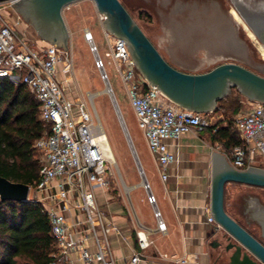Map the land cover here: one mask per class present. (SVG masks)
I'll return each instance as SVG.
<instances>
[{
    "label": "built area",
    "instance_id": "obj_1",
    "mask_svg": "<svg viewBox=\"0 0 264 264\" xmlns=\"http://www.w3.org/2000/svg\"><path fill=\"white\" fill-rule=\"evenodd\" d=\"M15 1L0 0V5L8 3L13 7ZM108 37L111 51L106 57L112 59L127 86L139 127L166 181L167 168L178 162L169 142L190 132L210 129L212 121L208 114L189 112L172 103L138 71L126 42ZM86 38L92 40L91 34L87 32ZM30 42L0 11V79L24 84L29 89L39 104L40 120L46 126L34 144L41 164L40 181L36 187H30V194L35 191L36 198L33 200L29 195V201L41 205L49 218L56 243L51 264H116L99 236L100 229L105 234L110 230L104 227V211L97 194L99 190L110 189L111 166L116 163L108 156L106 132L84 103L76 104L66 94L58 78L65 51L50 43L40 49ZM94 46L91 49L98 54L95 43ZM97 56L96 66L104 71L103 80L109 82L105 64ZM249 104L250 108L240 112L235 120L241 143L230 152L231 165L239 170L252 166L264 168V103ZM148 203L154 208L158 230L166 233L156 196L148 194ZM208 222L216 223L212 215ZM136 237L139 253L133 257V264L153 244L144 230L137 231Z\"/></svg>",
    "mask_w": 264,
    "mask_h": 264
},
{
    "label": "rangeland",
    "instance_id": "obj_2",
    "mask_svg": "<svg viewBox=\"0 0 264 264\" xmlns=\"http://www.w3.org/2000/svg\"><path fill=\"white\" fill-rule=\"evenodd\" d=\"M120 1L162 56L176 68L189 73L202 74L221 64L239 63L264 76V71L255 70L248 65L252 56L264 64V45L247 21L248 16L264 18V0ZM0 11L5 16L15 20L20 33L23 32L31 38L30 45L36 47V43H40V37L34 27L31 24L27 26L10 4H1ZM227 11L234 14L233 19H235L236 24L232 21L233 19L230 20L232 16ZM63 16L70 33V42L69 50L65 52L66 56L63 57V62L59 67V79L66 94L76 104L84 103L94 119L102 123L116 161L115 165L111 166L112 175L108 192L120 202H124L129 212L133 208L132 200L137 204L136 197L138 194L134 190L136 187H140L142 178L123 125L110 94L107 92V82L103 80L102 70L96 66L98 54L105 64V71L109 77L113 95L137 157L151 182L159 180V170L144 133L139 127L131 106L127 86L122 81L112 59L106 57L111 51V40L95 2L81 0L74 3L64 10ZM87 32L93 34L94 43L98 47V54L92 51V46L86 40ZM196 50H201L197 54L198 58L205 55L208 57L204 60L205 63H211L216 60L217 56L220 55V57L203 68L187 69L183 64L188 62L180 56H194ZM171 55H176L180 59L177 58L175 61ZM239 102L241 109L236 113H234L230 103H226L217 112L209 113L212 126H221V123L231 122L234 127L233 130L236 131L235 120L237 116L240 112L250 108L249 102L243 96L240 97ZM127 188L132 189L130 193L127 192ZM141 189L144 199L149 204L146 188L142 186ZM103 192V190L98 192L100 199L103 198ZM254 196H258L264 202V190L228 184L226 186V210L248 231L261 237L259 226L255 222L251 223L245 215L247 200ZM30 197L33 200L36 198L35 191L31 192ZM223 244L224 248L221 253L225 259L224 264H230L232 252H225L226 242L224 240Z\"/></svg>",
    "mask_w": 264,
    "mask_h": 264
},
{
    "label": "water",
    "instance_id": "obj_3",
    "mask_svg": "<svg viewBox=\"0 0 264 264\" xmlns=\"http://www.w3.org/2000/svg\"><path fill=\"white\" fill-rule=\"evenodd\" d=\"M79 1L81 0H16L12 6L27 26L31 24L34 27L42 40L54 45V48L68 52L70 33L63 13L67 7ZM92 1L105 18L107 33L126 42L138 71L151 86L178 107L197 114L214 113L218 103L226 99L233 89L238 90L249 103H264V76L239 63L221 64L202 74L180 70L162 56L120 0ZM88 41L95 47L93 41ZM107 92L123 125L142 178V186L148 194H152L110 84L107 85ZM231 183L264 189V168L252 166L239 170L226 157L214 152L211 191V215L218 230L222 231L220 237L227 238L225 252H232L230 264H264V206H259L253 214L254 222L261 230V241L227 213L226 186ZM29 195V185L0 177L2 202H29ZM220 245L216 241L214 247L218 248Z\"/></svg>",
    "mask_w": 264,
    "mask_h": 264
},
{
    "label": "crops",
    "instance_id": "obj_4",
    "mask_svg": "<svg viewBox=\"0 0 264 264\" xmlns=\"http://www.w3.org/2000/svg\"><path fill=\"white\" fill-rule=\"evenodd\" d=\"M6 17L9 22L16 24L14 19ZM48 44L41 38L40 43H36L40 49ZM188 67L196 69L197 66L193 64ZM221 124L225 127L227 122ZM169 145L171 151L178 156V162L167 168L169 177L166 181L162 179L156 161L159 170L158 181L151 182L142 167L149 188L157 198V208L162 214L167 232L158 230L154 208L144 199L141 183L140 187L134 190L138 194L137 204L132 200L133 208L129 212L126 204L110 194L109 189L103 192V200L97 194L98 204L104 211V227L110 230L105 234L104 230L100 229L99 236L107 245L116 264H133V257L139 253L136 232L140 230L147 232L153 244L143 253L137 264H224L225 259L221 253L224 244L219 239L221 231L216 223H209L208 218L211 215L214 152L226 157L230 164L231 153L220 143L213 142L209 129L184 134L179 140L170 141ZM126 190L130 193L132 189ZM259 206H264V202L258 196L250 197L245 206V213L246 209L256 211ZM252 234L262 241V237ZM217 240L221 244L218 248L214 247ZM183 261L186 263H181Z\"/></svg>",
    "mask_w": 264,
    "mask_h": 264
},
{
    "label": "trees",
    "instance_id": "obj_5",
    "mask_svg": "<svg viewBox=\"0 0 264 264\" xmlns=\"http://www.w3.org/2000/svg\"><path fill=\"white\" fill-rule=\"evenodd\" d=\"M241 96L233 89L218 103L215 112L226 103H230L234 113L240 111ZM209 130L213 142L220 143L228 152L241 143L231 122ZM45 131L39 104L29 89L24 84L0 79V177L37 186L41 164L34 144ZM55 252L50 221L41 205L0 200V264H51Z\"/></svg>",
    "mask_w": 264,
    "mask_h": 264
},
{
    "label": "bare ground",
    "instance_id": "obj_6",
    "mask_svg": "<svg viewBox=\"0 0 264 264\" xmlns=\"http://www.w3.org/2000/svg\"><path fill=\"white\" fill-rule=\"evenodd\" d=\"M225 11V10H224ZM227 12H229V11H227ZM231 19L230 20H232L233 18H234V14H233V16L232 17H230ZM258 19H259V17H257ZM234 23L236 22L235 21V19H233L232 20ZM247 21L249 22V24L252 26V28H253V30H254V32L257 34V36H258V38L261 40V42H262V44L264 45V27H257V28H255L251 23H250V21L247 19ZM236 24V23H235ZM240 24V23H239ZM261 33H262V35H261ZM89 34H91V33H89ZM91 36H92V40L91 41H93L94 42V40H93V34H91ZM192 36H193V33H192ZM86 40H87V38H86ZM88 41V40H87ZM88 42H90V41H88ZM238 42V41H237ZM247 44V43H246ZM246 46V45H245ZM201 50H196L195 51V54H194V56L193 55H189V56H183V55H179L182 59H184L186 62H188L187 64L185 63V64H183V66L184 67H186L187 69H191L190 67H188L189 65H193V64H195L197 67H196V69H200V68H203V67H205L206 65H208V64H211V63H213L214 61H216L217 59H218V57H220V55L219 56H217V58H216V60H214V61H212L211 63H205L204 62V60L205 59H207L208 57H206V55L205 56H203L202 58H198L197 57V54L200 52ZM192 52H193V50H192ZM98 57V56H97ZM171 57H172V59L173 60H175L176 61V59L175 58H178V59H180L179 57H176V55L175 56H172L171 55ZM180 62V61H179ZM215 64V63H214ZM248 65L249 66H251V67H253V68H255V70H260V71H264V64L263 63H261V62H259L254 56H252L251 57V59H249V61H248ZM108 84H110L108 81H107V85ZM129 135V134H128ZM129 139L131 140V138H130V136H129ZM107 142H108V156L111 158V159H113L114 161H115V155H114V152H113V149H112V147H111V145H110V141H109V139H108V137H107ZM132 143V142H131ZM133 145V144H132ZM135 149V148H134ZM136 151V150H135ZM136 156H137V154H136Z\"/></svg>",
    "mask_w": 264,
    "mask_h": 264
},
{
    "label": "flooded vegetation",
    "instance_id": "obj_7",
    "mask_svg": "<svg viewBox=\"0 0 264 264\" xmlns=\"http://www.w3.org/2000/svg\"><path fill=\"white\" fill-rule=\"evenodd\" d=\"M228 14H230L231 16H233V13L232 12H227ZM227 14V15H228ZM247 17V16H246ZM247 19L250 21V23L255 27V28H257V27H264V18H260L259 17V19L257 18V17H255V16H248L247 17ZM264 31V30H263ZM264 33V32H263ZM261 35H262V33H261ZM264 35V34H263ZM247 210V212L245 213V215H246V217H247V219L249 220V221H254V219H253V214H254V210L253 209H246ZM221 241H225L226 242V245L228 244V241H227V238L226 237H224V236H222V237H220L219 238ZM226 245H225V247H226Z\"/></svg>",
    "mask_w": 264,
    "mask_h": 264
}]
</instances>
